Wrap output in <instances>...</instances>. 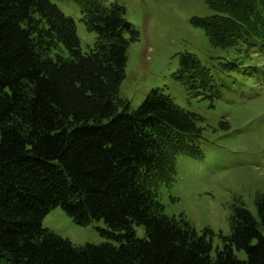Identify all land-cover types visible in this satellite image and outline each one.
I'll list each match as a JSON object with an SVG mask.
<instances>
[{"label":"trees","instance_id":"obj_1","mask_svg":"<svg viewBox=\"0 0 264 264\" xmlns=\"http://www.w3.org/2000/svg\"><path fill=\"white\" fill-rule=\"evenodd\" d=\"M64 1L77 17L49 0H0V264H264V195L257 218L234 207L215 256L210 229L198 235L164 214L159 188L171 185L178 155L200 154L201 120L157 90L131 109L119 96L137 40L124 8ZM205 3L212 15L191 23L212 46L264 51V0ZM77 20L95 34L85 53ZM176 79L215 86L191 55ZM56 207L77 225L103 220L109 231H98L116 244L76 247L43 229Z\"/></svg>","mask_w":264,"mask_h":264},{"label":"rangeland","instance_id":"obj_2","mask_svg":"<svg viewBox=\"0 0 264 264\" xmlns=\"http://www.w3.org/2000/svg\"><path fill=\"white\" fill-rule=\"evenodd\" d=\"M65 14L76 15L64 0H49ZM125 10L137 40L127 49L125 77L119 96L138 108L152 90L168 95L179 108L200 118L202 138L197 156L180 154L170 186H161L158 200L168 217L186 220L197 232L210 229L212 252L222 248L220 236L230 232L229 218L242 205L257 218L255 199L264 195V51L245 53L210 44L193 18L212 15L205 0H115ZM83 53L94 46L95 34L76 21ZM264 50V49H263ZM191 55L207 68L214 87L179 79L181 59ZM197 87H193V86ZM217 88V89H216ZM41 227L73 246L116 242L103 220L77 225L61 208L51 209ZM264 234V229H261ZM137 238L144 227L134 226ZM243 259L244 252H236Z\"/></svg>","mask_w":264,"mask_h":264}]
</instances>
